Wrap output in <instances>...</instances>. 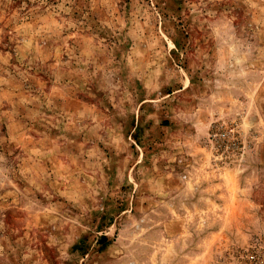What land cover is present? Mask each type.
<instances>
[{
    "label": "rangeland",
    "instance_id": "obj_1",
    "mask_svg": "<svg viewBox=\"0 0 264 264\" xmlns=\"http://www.w3.org/2000/svg\"><path fill=\"white\" fill-rule=\"evenodd\" d=\"M0 264H264V0H0Z\"/></svg>",
    "mask_w": 264,
    "mask_h": 264
},
{
    "label": "trees",
    "instance_id": "obj_2",
    "mask_svg": "<svg viewBox=\"0 0 264 264\" xmlns=\"http://www.w3.org/2000/svg\"><path fill=\"white\" fill-rule=\"evenodd\" d=\"M102 240V239H101Z\"/></svg>",
    "mask_w": 264,
    "mask_h": 264
}]
</instances>
